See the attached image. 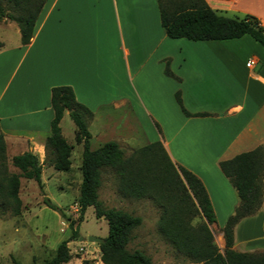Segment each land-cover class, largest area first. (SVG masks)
I'll return each mask as SVG.
<instances>
[{"label":"crops","instance_id":"0c3cea01","mask_svg":"<svg viewBox=\"0 0 264 264\" xmlns=\"http://www.w3.org/2000/svg\"><path fill=\"white\" fill-rule=\"evenodd\" d=\"M49 1L42 8L40 24L37 20L29 45L19 42L13 49H0V133L9 162L15 156L32 153L42 167V179L47 168L43 165L44 144L53 118L50 90L70 87L76 101L91 113L121 110L128 104L126 96L122 91L112 95L111 83L125 80L133 67L144 85L140 103L147 106L151 121L163 128L165 151L171 162L202 182L215 215L213 226L223 239L220 230L239 200L221 173L219 162L264 146V48L249 36L200 42L168 39L160 34L156 0ZM204 2L218 15L252 16L264 28V0ZM100 8L109 11L108 21L121 32V55L115 64L119 73L115 76L111 74L110 49L103 48L96 63L90 26L95 22L92 13ZM148 28L155 29L160 37L143 58L138 35ZM167 60L179 81L164 75ZM248 62L250 68L245 67ZM176 92L188 113L209 116L185 117L175 102ZM66 116L68 112L62 120ZM94 119L93 114L88 126ZM73 133L75 138V128ZM263 223L264 174L261 207L232 230L233 250L264 253Z\"/></svg>","mask_w":264,"mask_h":264},{"label":"trees","instance_id":"16d2710c","mask_svg":"<svg viewBox=\"0 0 264 264\" xmlns=\"http://www.w3.org/2000/svg\"><path fill=\"white\" fill-rule=\"evenodd\" d=\"M47 0H0V20L15 23L21 46H27L43 6ZM160 26L171 40L185 39L193 42L225 41L249 36L264 48V28L252 16L228 18L218 15L204 0H156ZM0 43V49L2 48ZM164 75L179 81L169 70L165 61ZM53 118L50 134L45 140V159L59 172H68L71 166L72 146L62 136L60 122L65 112L75 128V143L81 145V182L78 191V214L82 220L87 208L92 207L97 219L108 226L107 237L99 245L101 264H151L149 257L140 251H129L127 246L133 231L142 219L116 209H106L98 200V191L105 172H114L118 192L125 198L151 201L160 211L158 233L178 253L196 264H264V253H238L233 247V231L236 224L253 216L261 207L263 199L264 146L241 153L234 158L219 162V169L235 190L239 203L224 227L220 230L225 249L221 253L213 243L209 226L215 224V215L202 182L191 172L171 162L161 142H154L139 149L125 151L115 142H107L96 150L90 149L91 135L88 122L93 114L79 104L68 86L50 90ZM175 102L185 117H208L209 114L188 113L180 93ZM32 153H23L10 159V165L18 173H8L5 143L0 133V195L13 207L14 216L19 215L20 179L31 180L39 189L41 165ZM43 204L54 209L48 199ZM64 219V215L62 214ZM200 223L193 225L194 219ZM71 238H78L72 230ZM264 236V223H263ZM71 260L67 241L61 242L53 256L37 264H67ZM90 264L87 261L80 262Z\"/></svg>","mask_w":264,"mask_h":264},{"label":"rangeland","instance_id":"374dc122","mask_svg":"<svg viewBox=\"0 0 264 264\" xmlns=\"http://www.w3.org/2000/svg\"><path fill=\"white\" fill-rule=\"evenodd\" d=\"M92 14L96 22L90 26L94 38L95 56H100L103 48L110 49L111 74L115 76L119 73L115 64L118 63V57L121 55V49L118 48L121 47V32L108 21L111 17L108 10L100 8L94 10ZM40 20L41 18L38 20V26ZM160 32L164 34L161 26ZM123 35L127 37L125 32ZM159 37L155 29L148 28L140 32L138 39L142 43L140 55L143 58H147V55L152 52L153 43ZM0 43L3 45L1 49L7 50L13 49L19 43V33L15 23L0 20ZM52 44V52H54V40ZM98 56L97 64L100 60ZM128 60L131 62L130 59ZM141 83L133 67L128 70L125 80L123 79L120 83L117 81L111 83L112 95L122 91L128 104L121 110L102 109L92 112L95 119L88 126L91 134V150L98 149L104 143L115 142L128 155L130 150L139 149L154 142L162 143L163 128L151 121L146 114L147 106H142L140 103L144 88ZM149 84L150 87L151 80ZM149 90L152 92L153 88ZM60 128L67 143L73 147L69 171H54L52 166L45 164L47 168L41 179L42 189H39L34 181L20 179L18 194L21 209L17 216H14L13 207L9 201L0 195V264L42 263L53 256L57 246L63 241H67V248L71 255V260L67 264H82L80 262L83 260L90 264H101L99 245L88 243L86 238L88 236L106 238L108 226L105 220L95 217L92 207L87 208L82 220H79L77 194L81 182L79 169L82 147L74 141V126L68 116L62 120ZM7 168L8 173H18L11 168L8 159ZM97 195L104 208L121 210L142 219L141 226L131 235L127 246L129 251L142 252L150 258L151 264H196L175 251L172 245L158 233L157 222L160 211L151 201L125 198L118 192L114 172H105L102 176ZM44 199H48L54 209L43 204ZM200 222L199 218H196L192 224L196 225ZM69 224H72V230L76 229L78 238H83V241L71 238L72 231ZM209 230L212 233L214 245L219 252L223 253L224 239L220 237L213 225L209 226Z\"/></svg>","mask_w":264,"mask_h":264},{"label":"water","instance_id":"95a60500","mask_svg":"<svg viewBox=\"0 0 264 264\" xmlns=\"http://www.w3.org/2000/svg\"><path fill=\"white\" fill-rule=\"evenodd\" d=\"M78 240L79 241H83V238L80 237V238H78ZM86 241L88 243H95V244L101 245L103 243L104 239L98 238V237H95V236H88L86 238Z\"/></svg>","mask_w":264,"mask_h":264},{"label":"built area","instance_id":"2783aa9c","mask_svg":"<svg viewBox=\"0 0 264 264\" xmlns=\"http://www.w3.org/2000/svg\"><path fill=\"white\" fill-rule=\"evenodd\" d=\"M250 65H251V62H248L245 67L250 68Z\"/></svg>","mask_w":264,"mask_h":264}]
</instances>
